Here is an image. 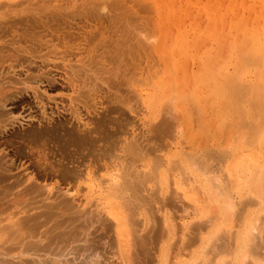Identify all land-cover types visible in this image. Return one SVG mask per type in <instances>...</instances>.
<instances>
[{
  "label": "bare ground",
  "instance_id": "bare-ground-1",
  "mask_svg": "<svg viewBox=\"0 0 264 264\" xmlns=\"http://www.w3.org/2000/svg\"><path fill=\"white\" fill-rule=\"evenodd\" d=\"M2 1L3 0L0 1V4L2 3ZM16 1L17 0H15V2ZM24 1L25 0H23V3ZM46 1L48 0H45V4H44V0H43L44 5H47ZM50 1L51 0H49V3H51ZM91 1L89 2L90 4H88V0L84 2L87 4V8L89 6L93 8L94 4L95 7L97 8L96 6L97 3H93L94 2L93 0ZM117 1H115L116 5H119L120 1L119 2ZM12 2L14 5L15 4L14 0ZM12 2H7V3H12ZM28 2L25 3L28 5ZM36 2L39 3V1L37 0ZM61 2L59 4H61ZM79 2H81V0H79ZM79 2L72 1V4L77 3L76 5L73 4V6L77 7L78 5L79 7ZM115 2L114 3L111 2V3L115 5ZM253 2L258 3L259 7L262 9L260 14L258 12L259 16L263 15L264 0H253ZM68 3H70L71 6V0ZM104 3L103 5H106ZM123 3L120 2V4L122 5ZM249 3L250 2H248V4ZM2 4L0 6H2ZM24 4H22V2L19 3V5L23 6V8L20 7L23 10L24 7H26L24 6ZM40 4H42V2L39 3V5ZM99 4L102 7V2L99 1L98 5ZM245 4L248 5L243 0H238L237 2V6H239L240 8H244L246 6ZM5 5L3 6V10L0 9V11H6L7 6L9 5L11 6L12 4H7L6 8ZM49 5L47 6L48 8ZM66 5L64 6V9L66 7L67 11L65 9L64 11L65 13H61V14L59 10L60 9L61 11L64 10L62 9L63 7L62 8L58 7L57 10H55L56 7L55 5H53V8L55 7L53 10H55V12L53 13L52 10L51 12L56 17L52 16L51 13L50 15L47 16H43V14H41L40 17L39 13L45 12L44 9L45 6L42 5H40L39 7L37 6L38 8L36 9L29 8L30 11H33L34 13L28 12V7H26L25 9L27 10L26 12H28V15L31 13L30 16H28L27 13H25V10L24 11L22 10L23 11L22 12L19 11L20 9L19 10L14 9L18 12V14L16 11L14 10L12 11V9L10 11L13 13L15 12V15L17 16L22 15L23 17V15H26L25 18H23L26 21L32 19L35 20V17H38L35 20L37 21L36 24L34 22L33 24L35 25L41 24V26L44 27L48 33L47 29L50 28V30L51 29L56 30L57 25L60 27L64 25L65 23L64 24L61 23L63 22V19L65 21L67 19L66 23L69 24L68 22L69 19H71L72 17L71 15H73L72 17L73 19L74 17L78 16L77 15L78 13L79 15H82L85 12L84 6L86 7V5L84 4V6L82 5L83 6L82 8L84 10L81 8L84 12L82 13V10L79 7L80 10L78 9V11H80L82 14H80V12H77L76 14L77 16H74L76 12L75 10L77 9L75 10L73 9L75 12L72 11L71 14L70 11L72 10L71 9L72 6L70 8V11H68L69 6ZM107 5L110 6V4ZM116 5L115 7H117ZM106 6H105L106 8L105 11L108 9V7ZM138 7L140 6L137 3V8ZM4 8L6 10H4ZM103 8L104 6L101 8L102 11ZM109 8L111 9L112 13H116L113 12L115 9L112 11V6H110ZM141 8L143 7L141 6L138 9ZM144 8L146 7L144 6ZM88 9L86 10L87 12L86 14L87 16H89V18H91V15L93 16L96 15L97 13H101L99 12V10L98 12L97 10H94L95 14H93L94 12L92 13L93 10L92 9L91 11L89 10V12H91V15L90 13L88 15ZM110 9L107 10L109 12L106 11L109 14H111ZM251 9L254 10V8ZM7 11H9V9ZM56 11L62 17H58L59 15L56 14L57 13ZM120 11L121 14H124L122 13V10ZM48 12L50 11L48 10L46 14H48ZM147 12H149V10L146 11V13ZM164 12L162 14L163 16L165 15ZM254 12L257 13L256 9L254 10ZM67 13H70L69 19L67 17L69 15H67ZM63 14H66V16ZM101 14L103 16L104 13ZM42 16L43 17L52 16L50 17V19L54 18L55 20L57 19L59 20H57V22L55 21L56 25L51 26L50 24L51 20L48 21V24H50L48 25L46 24L47 22L43 20L44 18ZM98 16L96 17L94 16L92 18H94L95 20V18H98ZM102 16L100 15L101 19L102 18L104 19V17ZM134 16H136V14ZM39 17L43 19L40 20ZM119 18L117 17V19ZM135 18L137 19V16ZM98 19L100 21V18ZM98 19H96V21ZM115 19L116 18L114 17V20ZM174 19H176L175 23H177L178 19L176 15H174ZM258 19L262 24L263 23L261 21L262 17ZM121 20H124V22L121 23L122 22ZM26 21H24L22 25L24 24L25 26ZM38 21H41V23ZM103 21H105V19ZM134 21L135 20H133V24ZM137 21L138 20H136L135 22ZM126 22H128V19L126 18L123 19L122 17L120 18L121 24L124 25L125 23V25H128L129 23L126 24ZM7 23H9V21L5 22V24ZM16 23L17 21L15 22V24L13 23V25L16 26ZM42 23H44V25ZM118 23L119 21L117 22L116 28L119 33L120 31L118 29L120 28V26L118 28ZM158 23L161 24V22ZM28 24H26V26H29V28L25 27L26 29L25 30L23 29V31L19 33H22L31 28L36 29V26H34L32 23L31 24L33 25V27H30L31 24L30 25ZM110 24L113 25L114 23H110ZM13 25H11L12 28ZM45 25L46 27L48 26L49 27L46 28ZM125 25L123 27L129 29V27ZM136 25L137 24H135V26ZM249 25H251L250 22ZM9 26L10 25L8 24L7 26L8 29L6 30H10ZM110 26H108L109 30L111 29ZM261 26L263 27L264 25ZM0 27L2 28V26ZM123 27L121 26L120 30L123 31L122 29ZM159 27L161 31H165L166 27L162 26V24L159 25ZM14 28L16 29V27ZM22 28L24 27L22 26ZM138 28L139 27L136 28V32L137 31L139 33L140 31L141 33L144 32L142 31L144 27L143 29L142 28L138 29ZM18 29L19 28H17L16 31ZM35 29L34 32L37 33L36 30L38 31L40 27H37L36 30ZM1 30L3 32L4 28H2ZM6 30H4V34ZM31 30H29L31 32V35L35 34L33 30L32 31ZM104 30L105 29H103V31ZM44 31L43 30H41V32L39 31L38 33L40 34L38 35L36 34L37 35L36 37L33 36L30 37L29 39L27 38L29 37L28 35L30 32L29 33L28 31L27 33L24 32L25 34L24 33L23 34L26 37L22 34L24 37H22L21 40L25 38L28 41V43H26L27 41H25L26 44L23 42V44H25L24 46L22 45L21 42H18L19 39L17 40V42L16 39L15 41L14 39L12 40L10 39L11 40L10 44L14 48L12 46H9L12 49L11 48H7V49H11L14 52L10 50L8 51L6 48H4L5 45L3 46L2 44H0V135L2 136L3 133H4L3 135H5V132L9 131V129L13 130L15 125H17L16 127L21 128V130L18 128L19 132H16L17 130H15L16 133L11 130L12 134H15L14 138H16L19 142H15L14 140H3L2 142H0V146L1 144H4L6 146L5 148H7L11 145L13 146L14 144L19 143L18 146H16V150H15L16 155L23 158L25 157L34 160L32 164L30 163V165L34 166L33 170L29 171L31 166L28 165V167L21 170L22 172L19 171V173L18 172L16 173L14 172V169H17L18 167L14 166V162H13L16 158L14 160H12V158L9 159L10 157H7L6 152H3V154L4 153L6 154L5 156L8 158V160L2 154L1 155L3 157H0V264H82V263L113 264L112 263L113 258H116L118 261L119 259L122 258L123 260H125L123 261L124 264H135V262L136 264H264V258H263L264 253L262 251L264 250V83H263L264 81H262L263 71H264V28L262 30V33L259 29L260 34L259 33L257 34V32L255 31L257 36L254 35V38L252 37L253 42H251L252 40V38H250L251 36L247 35V37H249L250 40L249 42L250 45L249 44L246 45L245 43L243 44L241 42L242 45L244 46L242 47L241 45L243 50L244 48L248 49L247 53L244 51L245 54H243L242 56H238L239 55L238 54L236 55L235 58L232 59L233 60L232 64L238 67L239 69H241L242 74L252 73L251 68L255 67L254 68L255 80L251 81L250 78L242 79L240 78L242 77V75H238L235 73L231 74L228 72L227 66L226 69H224L221 63H219L221 65L220 66L221 68L218 67V70L217 67H215L216 69L213 68L214 70L211 69L213 66L207 67V70H204L202 72L203 75L202 73L200 75V77L202 76L201 78L203 79V81L206 80L205 82H208L207 87L210 86L211 88V90L209 91L208 89L209 87L207 88V87H203L204 85L202 86L204 90L208 89L210 93L212 92L210 99L212 98V102L214 103L213 106L217 104L216 109L219 110V113H217L218 116L221 114L222 111L224 113L220 115V117L222 116V119L224 120L226 119L224 117L226 113L231 117L233 116L234 119H236V121L238 122V125L239 124L240 126L244 125L247 128L246 130L248 131V133L244 134L247 131L244 132L245 127L243 126L244 128L242 127L243 130L242 135H246L245 136L246 139H242V137L241 139L243 141L242 140L236 141L237 139H235L234 140L235 142L230 147V149L219 145H216L214 147V144H211L213 145L212 148L207 147L209 149H205V148L202 149L201 147H203L205 143L206 145H204V147L207 146L208 141L210 142L209 140L210 136L206 135L208 137V139L206 138V141L208 140L207 142L202 138L203 141H205V143L202 142L203 145H201L200 147V144L202 143L197 145V142H195L194 140V142L196 143L195 146H199L200 148L199 147L194 148L195 147L193 146L194 142H192L193 144L190 145L193 147L191 148L190 145H188L191 148L190 149L188 147L189 150L187 148V145H185V148L183 146L188 141L186 140V142L184 141H183L184 143L182 142V140L185 139V138H181L184 135L183 134L184 131H182L181 127L175 126V124H178V121L177 123H175V120L173 121V119H176V117L178 119L179 117L177 115L179 113H177L176 110L174 111V109L176 108L172 106L174 105V102H176L174 100V97H173L174 102L172 105H170L172 106V108L169 109L168 108L169 104L168 106L165 104L167 107H162L161 110H160L161 105H159L161 99L158 98L157 102L159 104L157 103L156 106L157 108L160 107L157 110L158 112L160 110V112L158 113V115L156 112L153 113H156L157 116L155 117L156 119L158 118L159 122L155 119H153L152 122H149L150 124H152V126H154V131L156 132V133L153 132V135L151 132V134L149 135H151L152 138L154 136L155 137L153 140L151 139V137L150 138L148 137L149 135H147L149 140L146 139L147 137H143L144 139L147 140V142L152 141V145L149 142L147 144L144 143L146 142V140L142 141L143 143L138 145V143L141 142L140 141L141 138H139V140L137 139L138 141L136 140L137 144L134 139H132V141L129 142L130 136L136 133L135 130L133 131L132 134H131L132 131L130 132L131 135L127 138L129 139L128 141L126 140V138L122 139L123 136L125 135V132L128 129V127L124 126L125 123L127 124V122H129L126 116L131 114L130 112L135 113L136 116L137 115L136 113H138V111L139 112L140 110L145 111L144 109H140L141 107L144 108L145 106L143 105V103L140 102L145 103L148 101L149 103V101H151L154 98V90L159 88L161 89L162 86L160 87V85L164 84V81L162 80L158 81V77H159L158 75L161 74L160 72L161 70H159L158 68L160 67V69H162V67L161 66L158 67V64L155 61H152V63L155 62L154 63V65L156 66L155 70H153L154 69L153 67H155L154 65L153 66L151 65V69H149V67H146V63L149 60H147L146 62V60L143 59V62L144 60L146 62L145 66L139 64V62L138 64L136 63L138 67L135 64V61H137L136 59L139 56L141 57V54L138 57L136 55L139 54L140 51H142L143 49V48L140 49L138 53V51H136L138 47H140L141 45H142L141 47H144L143 44H145L144 47L145 51L143 52H147L146 42H148L149 40L150 37L149 33H148V37L145 36L146 34L144 35V33H142L148 39L147 40L146 38L139 36L135 32V34L138 35V37L136 36L138 41H135L137 39L134 34L132 39L129 38L131 42H129L128 40V43L130 44L132 42H136V43H133L130 46V44L128 45L127 43L123 44V41L126 40L129 35H131V31H129L130 34L129 32H127L129 35L125 34L127 38L124 37L126 39L123 38V41L120 39L122 37L120 36V34L121 35L123 34L120 33L119 35H117L120 38L115 37L116 39L117 38L118 39L113 40L112 42L107 41V43H105L106 39L109 40L111 38V33L108 31V33H110L109 34L110 37L108 35V38H105L104 40H101L99 39V37L98 38L96 37L97 41L99 39L101 41L99 42L105 45V46L102 45L103 46L102 48L100 46L101 44L100 43L98 44V42L96 41L95 43H92L93 46L88 43L90 48L95 49L96 51L95 50L91 51L89 46L85 50L87 45H84L83 46L84 49L82 50V48L79 47L78 45L77 48H79L82 51L77 50L76 48L75 49L76 53L74 51L72 54L69 51L70 47L72 46L69 45L68 50L66 49V47L63 48L65 52L68 51L69 53L66 52L67 54H64L65 52L62 50L60 57L56 55H52V56L44 55V57L41 56L38 57L36 55L37 54L36 51L42 49V45H43L42 42H44V44L45 43L48 44L52 39L51 38V39L43 40V37L48 35L47 33L44 34L46 32ZM156 33L153 34L156 35ZM4 34L0 35L2 36L0 37L2 40L0 42L2 43L5 42L6 40L7 41L9 40V36L7 39L6 38L7 36L4 37ZM41 34L43 37H41ZM253 34L254 32L252 33V35ZM13 35L15 36V34ZM92 35L89 36L90 40H93L91 38ZM97 36L99 35L97 34ZM40 37L42 38L41 39L42 42L40 41ZM64 37H62V39ZM182 37L184 38L185 35ZM54 38L59 39V42L58 41L56 42L55 41L56 39L55 40L52 39L55 42L53 41L50 42L49 46L52 47V44L55 43L53 44L54 48L52 47L53 50L57 48L56 44L58 45V48L59 47L62 48V46L64 47L65 45L67 46V42L65 41V39L62 44L61 42L63 40L61 39L60 36L59 38L57 37ZM141 38L142 40L143 39L144 40L143 41L139 40ZM178 39L179 40L181 39L179 41L180 43L183 42L182 38L178 37ZM118 40H120L121 42L118 43L117 42ZM153 40H155V38H153ZM115 41L117 42V44L114 43ZM244 41L248 42L247 39ZM109 42L111 44H109ZM138 42H142V43H138ZM149 42L152 44L150 45ZM149 42H148L149 44L148 46H153L154 42L151 41ZM5 43L9 45V41ZM170 43L171 42H169V44ZM176 43H177L176 45L180 47V44L178 42ZM96 44L100 46L101 51H97L98 49L100 50V48L96 46ZM114 44L117 47L121 46L120 48L122 49L121 50L116 49L117 47H115ZM14 45H16V48ZM46 45H43V48H45ZM126 45H127L126 49H128L129 48L128 46H130L129 50L130 49L134 50L135 48H132V46L133 47L134 45L136 46L137 49L134 50L137 52V53L135 52V57H137L136 59L133 58L134 51H132L133 54L131 53L132 56L131 54L126 53V51L128 50H126L123 47ZM182 45L184 46V44ZM230 45L233 46V42ZM49 46L47 45V48ZM232 46L230 47L231 50H232ZM51 47H49L48 49L51 50L50 49ZM155 48L158 53L163 52L161 50L162 44L158 45V47L155 46ZM57 49L55 50V52L57 51ZM148 49H149L148 50L149 57L147 55L148 53H145L147 55L146 56L143 52H141L144 54V55L142 54L143 55L142 58L144 57H146V59L151 57L154 58L153 57L154 56L153 54H155L153 53L154 47H149ZM150 49H152L153 51H150ZM94 51L98 53H95ZM109 52L110 53L113 52V54H110ZM107 53H109V55ZM229 53H231V51H229ZM68 54H69L68 58L70 57V54H72L71 56L72 58L68 59L66 57V55ZM105 54H107V56ZM241 54L242 53H240V55ZM155 55L159 56V57L157 56L158 59L163 58L162 54L160 55L156 53ZM190 56L192 57V55ZM193 56H195L194 53ZM130 58L132 61H134L133 59H135L134 63L130 61ZM214 58L216 59L215 56ZM126 59H129L130 62L129 61L127 62ZM207 60H209V58ZM138 61H142V59ZM188 61H190V59ZM149 62L148 64L150 65ZM190 63L191 62H189V64ZM131 64H135V65L131 66ZM172 65L173 63L171 64V66ZM144 67L147 68V71L146 68ZM140 68H144L145 71L142 69L143 71L140 72L141 70ZM189 68L190 67L188 66V69ZM204 68L206 69V67ZM220 69H224L221 71L222 74L218 73ZM57 70H59V72H57ZM238 70L235 71L238 72ZM58 78H61L63 81L62 83H64L63 89L71 92L70 93L71 95L67 96L66 98L67 100L65 102L63 99L60 100L59 98H57L59 99L58 102L57 99L55 100L56 96L55 97L49 96L51 94L46 95L48 89L52 90L54 88L57 89L59 88L55 85L58 82H60ZM199 79L197 78V80ZM209 79H211L212 82H210ZM192 82H194L195 84L197 83V81H192ZM188 83H190V81ZM188 83H186L185 85H187ZM100 84L104 85V87L105 84H107L106 86H109V84L111 86L106 87V89L109 88L108 91H106V89L103 86H100ZM41 85L42 86L46 85V86L45 87L43 86L44 87L43 88L41 87ZM148 86L151 87L152 89L154 88V90L152 91V89L149 88ZM169 86L167 88L168 90L167 92L169 93L166 94V96L162 98L161 93H160L161 96L160 95L158 96L161 97L162 100L164 99L166 100L167 98L165 97H169V95L170 96L175 95V89H173L174 85L170 87L174 90V95L170 94ZM40 87L43 89H41ZM99 87L100 88L102 87L103 89L100 90ZM191 88H193V86ZM184 90L186 91V89ZM100 91L103 92L105 91V93L102 92L103 93L102 97H104L105 100L100 99L102 98L100 97V95H98L99 93L102 94ZM143 91H145V93ZM190 91L191 90H189L188 92ZM106 92L107 93L109 92L108 95H106ZM209 92L207 93L210 94ZM187 95L189 96V94L183 92L182 100H185V102L186 101L190 102L189 98H191L190 103H192L194 107L196 106L197 110L199 109V107L200 109L202 108L201 105L200 106L198 104L195 105V103H197L196 101L198 97H195V95L194 97H192L193 95H190L191 97L189 96V98L187 99ZM26 96L32 98L33 105L29 107L28 105L26 106L29 109L32 110L34 109L35 111L34 114H31V112H33L31 110V112L29 111L30 114L27 115V118L26 116L23 117L21 116L19 119L18 116L17 117L13 116L12 111L6 110L9 104H12L11 107H13L14 103H18V104L19 102L27 103ZM181 96L179 94L178 97L180 98ZM169 99H170L169 103L171 104L170 101L172 100V97ZM139 100L141 101L139 102ZM133 101L137 102V106L140 104L139 109L137 108V106H134L136 103L133 104L132 103ZM162 102L163 104L165 103L164 101ZM25 103H23V105H25ZM104 103H106L105 106H103ZM192 104H190V107L192 106ZM16 105H14V107ZM156 106H154L153 108L155 109ZM194 107H192V109H194ZM163 108L166 109L167 112H162V110L165 111ZM167 108L171 111V112L169 111V113H172V109L175 113H177L174 115L173 112L172 114L173 117H175L176 115L177 116L175 118L171 117V115H169V117L168 115L166 116V114H169ZM205 108L207 107L204 106V109ZM196 109H194L193 111L194 113ZM9 110L11 109L9 108ZM189 110L191 109L189 108ZM206 111L204 110L203 113H205ZM64 114L66 115L64 116ZM151 114H152V110H151ZM132 115H133L132 116L133 119H136L134 118V114ZM199 115L202 116L200 117ZM161 116L164 118V120L161 119L162 118ZM197 116H199L198 119L202 118L201 120H203V116L205 117V114L198 113ZM61 117L63 119H61ZM219 118L217 119V121L221 119ZM171 119L172 122H174L173 124L171 122ZM213 119H215L214 114H213ZM125 120L127 122H123ZM154 120L156 122H154ZM203 122L204 123H202L201 121L200 124H202L203 126L205 125V128H207L206 129L207 132L204 131L205 130L204 128H201L202 126L200 128L203 129V132L207 134L209 133L208 127L210 126L207 127L206 124L208 123L205 124L206 121L204 120ZM233 122H234L233 125L236 126L237 122L235 121ZM131 123L132 122L130 121V124ZM146 123H148V121ZM152 126H148V127H152ZM240 126H238L239 129ZM124 127H126V129ZM133 127L131 126L130 129L132 130ZM172 127H174L175 129L174 136H176V129L181 128V130L180 129L178 130L179 131L178 133L180 134V131H182L181 132L182 135L180 134V138L177 137L178 138L177 139L175 137V139H177L176 141L177 142L179 141L181 145L183 144L182 146L178 144L179 142L174 144L175 141L173 140L174 139L173 135L170 134V137L173 136V139L172 137L170 138L168 136L169 135L168 131L173 132L172 131L173 129L170 130ZM198 127H196V129H199ZM230 128L233 129L231 126L229 127V129ZM150 129L151 128H149V130ZM229 129L228 131H230ZM142 130L144 132V128ZM142 130L140 128L141 132ZM149 130L147 132H149ZM217 132L218 133H215L217 135L213 134L214 137L222 133L220 128ZM127 133L129 132L127 131ZM210 133H212V131ZM156 134L158 135L159 138L156 137L157 136ZM160 135L163 136L161 137ZM166 135L168 137H166ZM164 137L170 138L168 140L173 141V143L171 142L170 143L173 144L175 148L174 149L172 148L173 150L171 152L169 151L168 154L166 153L167 151L165 152V150L167 149L165 147L166 149L163 152L168 154V156L167 155L165 156L164 154L165 158L161 159L160 156L161 154L159 155V153H157L156 150L160 148L157 143L160 144L161 141L163 140L165 141V139H163ZM245 137L243 136V138ZM156 138L157 139L161 138V141L156 140ZM228 140L230 139L228 138ZM153 141L155 142L157 141V142L153 143ZM215 142L216 141H214V143ZM227 142H225V144ZM149 144L150 147L146 146ZM153 144H156L155 146L158 145L159 147L153 150L154 155L152 153V149L150 151L151 153L149 152L150 150L149 148H151ZM140 145H145L146 147L142 146L141 149L139 147ZM155 146H153V148H156ZM144 147L145 148L148 147V149L146 150L148 151V154H145L147 152L145 153L143 152L145 150ZM0 149L3 148L0 147ZM160 149L158 152H161ZM116 153L118 154L116 155ZM149 154H151L152 156L149 157L148 156ZM126 155L129 157L126 158ZM112 158L114 160H112ZM142 161H146L145 162L146 165L143 164L139 165V162ZM96 164H98V167L97 166L95 167ZM35 170L37 173L34 172ZM98 170H100V173H97ZM101 170H103V173H101ZM38 175L41 176V180L38 179ZM199 197L203 199L206 198L205 201L206 205L202 203V205H205L204 206L205 208L207 207V199L211 201V204L213 205L210 206L211 208L210 210L209 209L205 210L203 209L204 207L197 206V205H201L199 204L200 203L198 200ZM179 200H181V202ZM175 201L176 202L178 201L177 202L178 204L179 202L181 203V205L183 204V206L179 204L180 207L182 208L177 207L176 206L177 203ZM174 202H175V206L173 205ZM17 206H19L20 209H18V211L13 210L12 212L10 208ZM190 211L194 213L195 216L196 215L197 216L194 218V220L191 219L185 222L184 220L188 218L184 219L183 216L187 215ZM178 213L180 215H178ZM228 219L235 220L234 221L235 223L233 221H230L231 223L227 224ZM143 225L145 226L143 227L144 229L142 228ZM143 230L145 232L144 235L142 236L141 234L138 235L140 232L143 233ZM99 232H101V234ZM107 232H109L110 234ZM106 233L108 234L107 236H109L112 239V242L114 244L113 246L109 242L110 245L112 246V247L110 246L111 248H108V245L106 246V244L104 243L106 242L105 240ZM96 238L97 240H95ZM102 240L104 241L103 244H102ZM106 243H108V241ZM104 244L106 248L104 247ZM101 247H104L105 250ZM107 248L109 250H106ZM112 248L116 250L113 252L110 251ZM103 251H106V253H104L106 254V256H104V254L102 253ZM219 252L220 253L223 252L225 256L221 255L222 253L220 254ZM218 253L219 255H221V257L222 256L223 257L220 258ZM185 254H187L188 257L184 256ZM68 256H70L71 258H69ZM250 257H251V261H248L247 263V259H250Z\"/></svg>",
  "mask_w": 264,
  "mask_h": 264
},
{
  "label": "rangeland",
  "instance_id": "rangeland-1",
  "mask_svg": "<svg viewBox=\"0 0 264 264\" xmlns=\"http://www.w3.org/2000/svg\"><path fill=\"white\" fill-rule=\"evenodd\" d=\"M1 1V0H0ZM6 0H3L2 1V6H0V9L1 10H3V6L6 4H12L10 7L9 6H7V10L9 9V11H7L5 8H6V5H5V8H4V10H6V11H0V26H2V28H4V30H6V29H8L7 28V26H8V24L10 25L9 27V29L11 30V32H10V30H6L5 31V34H4V30H3V32H2V28L0 29V31H1V34L0 35H3L4 34V37H6L7 39H8V36H9V45L8 44H6L5 42H8L5 38V42H0V44H2L3 46L5 45V47L4 48H11V47H9V46H12L11 44H10V41L12 40V39H14V41H15V39H16V42H17V40H18V42H21L22 43V45L24 46L26 43H28V41L24 38V39H22L21 40V38L22 37H24L25 35V33H27V31H28V33L30 32L29 30H31V29H29V30H26V31H24V32H22V33H19V32H21V31H23V29L25 30L26 28L25 27H28L29 28V26H26V24H28V25H30L31 23L33 24V22L36 24V22L37 21H35L36 20V18H38V17H35V20H25V19H23V18H25V16L26 15H23V17H22V13L20 14L21 16H17V15H15V12L13 13V12H11L10 10L12 9V11L14 10V9H17V10H19V11H22L23 9H21V8H23V6L22 5H19V3H21L22 2V4H24L25 2L27 3L28 2V0H25L24 1V3H23V0H17L16 2H15V0H14V2H15V6L13 5V0H10V1H6ZM19 1V2H18ZM37 1H39V3H41L42 2V4H40V5H42V6H45V12H41V13H39L40 14V17H41V14H43V16H47V15H50V13H51V15L52 16H54L53 15V13L55 12V10H57V8L58 7H60V8H62V9H64V6L66 5V6H69V10L68 11H70V8H71V6H72V10L70 11L71 12V14H72V11L73 12H75V14H74V16H77V17H74L73 19H72V17H73V15H71L72 17H71V19H69L70 18V13H67V15H69V16H67L68 17V19H69V24H67L66 23V21H67V19H66V21L63 19V22H61L62 24H64V25H62L61 27L60 26H58L57 25V29L56 30H52V32H51V30H50V28L49 29H47L48 30V33H47V31H46V29L44 28V27H42L41 26V24L40 25H35V24H33L34 26H36V29H37V27H40V29H38V31L36 30V32L37 33H35L34 32V29H32L33 30V32L35 33V34H32L31 35V32L29 33V37L27 38V39H29L30 37H36L38 34H40V33H38L39 31L41 32V30H45L44 32V34H48L47 36H45V37H43L42 36V34H41V37H43V40H46V39H56V38H54V37H57V38H59V36L61 37V39H62V37H67V38H63L61 41V43L63 44V42H64V39H65V41L67 42V46L65 45L66 44V42H65V46L63 47L62 46V48L61 47H59L58 48V45L56 44V46H57V48L59 49H57V51L55 52V50L56 49H52V47H53V44H55V43H51L52 44V47L51 46H49V43L50 42H59V39H56L55 41L54 40H52L51 39V41L47 44V43H45L44 44V42H42L41 41V37H40V41L43 43V45H48L49 47H51L50 49L51 50H49L48 48H47V45H46V47L45 48H43V45H42V49L40 50H38V51H36L37 52V56L38 57H44V55H50V56H52V55H56V56H58V57H60V55H61V52H62V50H63V48H65L66 47V49L68 50V48H69V45L70 46H72V47H70V49H69V51H70V53H72L73 54V52L75 51V49L78 47V45H79V47H81L82 48V50L84 49L83 48V46L84 45H87L86 46V48H85V50L87 49V47L89 46L88 45V43L90 44V45H92V43H95V41L96 42H98V44L101 42L99 39H101V40H104L105 38H108V35L111 33V38L108 40V39H106V42L105 41H103V42H105V43H107V41H110V42H112L113 40H117L118 38H120V37H118L117 35H119L120 33H122L123 35H121L120 34V36H122L120 39L123 41V38L124 37H126V35H129L130 34V32L129 31H131V35H129L128 36V38L126 39V38H124V39H126V40H124L123 41V44H125V43H127L128 45L130 44V43H128V40H129V42H131V40L130 39H132L133 38V35L135 34V32H136V28L137 27H139V28H142L143 29V27H144V29L142 30V31H144V32H142V33H144V35L146 36V37H148V33H149V40L141 33V31H140V33L137 31L136 33L139 35V36H141V37H143V38H146L147 40H148V42L149 41H151V42H154V44H153V46H148L149 44L151 45L152 43H150L149 42V44H148V42H146V47H147V49H146V51L147 52H143V51H145V49H144V47H145V44H143L144 45V47H138V49L136 48V44L134 45V47L132 46V48H135V49H137L136 51H138V53H139V51H140V49H142V51H140V53L139 54H137L136 56L138 57L140 54H141V57L139 56L138 58L137 57H135V52L136 51H134L133 49H130L129 50V48H130V46L133 44V43H136V42H132L131 44H130V46H128L129 48L128 49H126L127 48V45L126 46H123L126 50H128V51H126V53H128V54H131L132 53V51H134L133 53H134V56H133V58H137L136 60L137 61H135V59H133L134 61H135V64L137 63L138 64V62H139V64H141V65H144L145 66V63L147 62V60H149V61H151V62H149L150 63V65L148 64V62L146 63V67H149V69H151V65L153 66L154 65V63L156 62L157 64H158V67L159 66H161L162 67V69H160V67L158 68L159 70H161L160 72H161V74L160 75H158L159 77H158V81H164V84H161L160 85V87H161V89L159 88V89H156V90H154V88L152 89L151 87H149V88H151L152 89V91L154 90V98L151 100V101H149V103H148V101L147 102H140L141 100H139V102L140 103H143V105H145L144 106V108L143 107H141L140 108V104L137 106V102H132L133 104H135L134 106H137V108L139 109H144L145 111H141L140 110V112L138 111V113H136L137 115V117L135 116V113H133V112H130L131 114H129V111H128V114L129 115H127L128 117H129V119H128V117L126 116V118H127V120L129 121V122H127L126 120L125 121H123V122H127V124H130V121L132 122L130 125H127L126 123H125V125L124 126H126V127H128V129H130L131 128V126L133 127L132 128V130L130 129V130H128L127 129V131L129 132V133H127V131L125 132V137L123 136V138L122 139H124V138H126V140L128 141L129 139V142L130 141H132V139H134L135 140V142H136V140L138 139L139 140V138H141V142H139L138 143V145L139 144H142L143 142L142 141H145L146 139L147 140H149V138L151 137V139L153 140L154 139V137L152 138V136L151 135H149V134H151V132H152V135H153V132L154 133H156L155 131H154V126H152V124H150L149 122H152L153 121V119H155V120H157L158 121V118L156 119V117L155 116H157L158 115V113L160 112V110L162 109V107H167L168 106V104H169V106H168V108L169 109H171L172 108V106H174L176 109H174V111L176 110L177 111V113H179V114H177V113H175L174 111H173V109H172V113H169V109H168V113L169 114H166V116L168 115V117H169V115H171V117H173L172 116V114H173V112H174V115L175 114H177L179 117H181V118H179L178 117V119H177V115L175 116L176 117V119H173V118H175V117H173L172 119H173V121L175 120V123H177V121H178V124H175V126L177 127H181L182 128V131H184V137L182 136L181 138H185L184 140H182V142L184 141V142H186V140H188L183 146H184V148H185V145H187V148L189 147L188 145H190V144H193L192 142H194V140H195V142H197V145H199L200 143H202V142H204L205 143V141H206V138L208 139V137L207 136H210L209 138V140H210V142L208 141V143H207V146L206 147H204V145H206V143L203 145V143L202 144H200V147H201V145H203V147H201L202 149L203 148H205V149H209L210 147L212 148L213 147V145H211V144H214V147L216 146V145H219V146H224V147H227V148H229L230 149V147L234 144V140L235 139H237L236 141H239V140H242V139H246V135H242V127L244 126H240V124L238 125V122L236 121V119H234V117H233V119H232V117L231 116H229L228 114H226L225 113V120L224 119H222V116L220 117V115L223 113L222 111H221V114L218 116V114L217 113H219V110H217L216 109V105L217 104H215V106H213L214 105V103L212 102V98L210 99V96L212 95V92L210 93L209 91L211 90V88H210V86H208L207 87V83L208 82H205V81H203V79L200 77V75H201V73L204 71V70H207V67H211V66H213L211 69H216L215 67H217V70H218V67L219 68H221L220 66V64L219 63H221L222 64V66L224 67V69H226V66H227V70H228V72L229 73H231V74H238V75H242V77H240V78H242V79H249L250 78V80L252 81V80H255V75H254V72H255V67H252L251 68V72L252 73H249V74H242V70L241 69H239L238 67H236L235 65H233L232 63H233V58H235L236 57V55H238V56H242L243 54H245V52L247 53V51H248V49H246V48H244V50H243V48L242 47H244L243 45H242V43L244 44H249V42H250V40H249V37H247V35L248 36H251L250 38H254V35L255 36H257L256 35V32H257V34L261 31V33H262V30H263V28H264V26L262 27L261 25H264V13H263V15H260L259 16V14L261 13V11H262V9L259 7V4L258 3H254L253 2V0H243L245 3H247L248 4V2H250L248 5H246L244 8H240L239 6H237V2H238V0H139V2H138V0H103V1H101V0H93L94 2L93 3H97L96 4V6H97V8L98 7H100V8H98V10H99V12H101V13H104L103 14V16H102V14L101 13H97L98 12V10H97V8L95 7V4L93 5L94 7L93 8H96V9H93V8H91L89 5V9L87 8V4L86 3H84L85 1H87V0H81V2H79V0L77 1V0H71V6H70V3H68V2H70V0H51L50 2L51 3H49V0L48 1H46V4L47 5H44L45 4V0H44V4H43V0H37ZM41 1V2H40ZM59 1V2H58ZM62 1V2H61ZM72 1H76V2H79V7H80V9L84 6V4L86 5V7L84 6V11L82 10V13L84 12V14H82L80 11H78V9H79V7H78V5H77V7H75V6H73V4H72ZM83 1V2H82ZM91 0H88V4H90L89 2H90ZM102 2V7L104 6V8H103V11L101 10V5L99 4L98 5V2ZM106 1H107V3H106ZM115 1H117V2H121V3H123V5L122 4H120V2H119V5L121 6H119V5H116V2ZM125 1H127V2H125ZM7 2H12V3H7ZM59 4L60 2H61V4H57V3ZM92 2V1H91ZM105 2V3H104ZM110 2V3H109ZM111 2H115V5L117 6V7H119V8H117V7H115V5L113 4V3H111ZM139 4V6L141 7H143V8H141V9H138V8H140V7H138L137 8V3ZM150 2V3H149ZM173 2V3H172ZM17 3V4H16ZM25 3V4H26ZM39 3H37L36 2V0H32V1H30L29 0V2H28V5L26 4H24V6H26V7H28V12H31V13H34L33 11H30V9H36V8H38L40 5H39ZM50 5H49V4ZM56 3V4H55ZM84 3V4H83ZM103 3L104 4H110V6H112V11L113 12H116V13H112L111 12V9L109 8L110 6L109 5H103ZM127 3V4H126ZM133 3V4H132ZM136 3V4H135ZM152 3V4H151ZM219 3V4H218ZM0 4V5H1ZM51 4H52V6H51ZM77 3H75L74 5H76ZM112 4V5H111ZM118 4V3H117ZM150 6H149V5ZM164 4V5H163ZM221 4V5H220ZM49 5V8L47 7ZM53 5H55V7H56V9L55 10H53L54 8H53ZM57 5V6H56ZM83 5V6H82ZM130 5H132V6H130ZM135 5H136V7H135ZM176 5V6H175ZM38 6V7H37ZM92 6V5H91ZM105 6L106 7H108V9H110V12H111V14H109V13H107V12H109V11H105ZM144 6L146 7V8H144ZM152 6V7H151ZM154 6H155V9H154ZM216 6V7H215ZM237 6V7H236ZM2 7V8H1ZM13 7H16V8H13ZM18 7V8H17ZM21 7V8H20ZM26 7H24V10H25V13H27V15H28V12H26L27 10L25 9ZM75 7V8H74ZM134 8V9H132V8ZM159 7V8H158ZM161 7V8H160ZM171 7V8H170ZM215 7V8H214ZM254 8V10L256 9V11H257V13H255L254 12V10H252L251 8ZM30 8V9H29ZM46 8H48V9H46ZM50 8H52V9H50ZM68 8V7H67ZM91 8V9H90ZM129 8H130V10H129ZM152 9V11H151V9ZM258 8V9H257ZM44 9H43V11H44ZM65 9H66V7H65ZM65 9L64 10H62L61 11V9L59 10V12H60V14L61 13H65L64 11H65ZM75 9H77V10H74ZM79 9V10H80ZM88 9V15H89V13H90V15H91V12H89V10L91 11L92 9V13L94 12V10H97V14L96 15H91V18H89V16H87V12H86V10ZM127 10V11H124V10ZM132 9V10H131ZM145 9V10H144ZM169 9H171V10H169ZM221 9V10H220ZM261 9V10H260ZM23 10V11H24ZM50 11V12H48V14H46L47 13V11ZM51 10L53 11V13L51 12ZM120 10H122V13H124V14H121V11ZM142 12V14H141V12ZM149 10V12H147L146 13V11H148ZM159 10V11H158ZM187 10H188V12H187ZM14 11H16V10H14ZM22 11V12H23ZM66 11H67V9H66ZM145 11V12H144ZM157 11V12H156ZM165 11V12H164ZM170 11V12H169ZM219 11V12H218ZM239 11V12H238ZM17 12V11H16ZM57 12V11H56ZM77 12H80V14H82V15H79V13L77 14ZM120 12V13H119ZM134 12V13H133ZM153 12V13H152ZM163 12H164V16L162 15L163 14ZM258 12H259V14H258ZM25 13H23V14H25ZM31 13L28 15V16H30L31 15ZM127 13V14H126ZM150 14V16H149V14ZM172 13H173V15H172ZM17 14H18V12H17ZM44 14H46V15H44ZM57 15H59L58 17H62V16H60V14H58V12L56 13ZM55 14V15H56ZM77 14V15H76ZM85 14H86V16H85ZM93 14H95V12L93 13ZM102 16V17H104V19H105V21H103L104 19L102 18L101 19V17H100V15ZM114 14V15H113ZM128 14H131V15H128ZM133 14V15H132ZM136 14V16H137V19L135 18L136 16H134ZM144 14V15H143ZM154 14H155V16H154ZM11 15V16H10ZM63 15H65L66 16V14H63ZM84 15V16H83ZM99 15V16H98ZM104 15H106V16H104ZM143 15V16H142ZM174 15H176L177 16V19H178V22L177 23H175V20L176 19H174ZM251 15V16H250ZM10 16V17H9ZM13 16V17H12ZM42 16V17H43ZM52 16H50V17H52ZM81 16V17H80ZM96 17V16H98V18H100V21H99V19L98 18H95V20H94V18H92V17ZM123 18V19H128V22H126V24H128V25H125V23H124V25L125 26H128L129 27V29H127V28H125V27H123L124 25L123 24H121V23H123L124 22V20H121L122 22L120 23V18L121 17ZM127 16V17H126ZM131 16V17H130ZM20 17H21V19H20ZM39 17V18H40ZM50 17H43V18H40V20H45L47 23L46 24H48V21H50V24H51V26L52 25H56V22H57V20H59V19H57V20H55L54 18L52 19H50ZM54 17H56V16H54ZM57 17V18H58ZM114 17L116 18L115 20H118L119 21V23H118V28H119V26H120V28L118 29L120 32L118 33V31H117V28H116V26H117V22L118 21H115L114 20ZM117 17L119 18V19H117ZM125 17V18H124ZM139 17V18H138ZM145 17V18H144ZM164 17V18H163ZM249 17H250V19H249ZM262 17V19H261V21L263 22L262 24H261V22H260V20L258 19V18H261ZM166 18V19H165ZM235 18H237V19H235ZM239 18V19H238ZM61 19V18H60ZM86 19V20H85ZM96 19H98L97 21H96ZM148 21H147V20ZM153 19V20H152ZM13 20V21H12ZM39 20V19H38ZM88 20V21H87ZM113 20V21H112ZM131 22H130V21ZM133 20H138L137 22H135L134 21V24H133ZM142 20H143V22H142ZM170 20V21H169ZM248 20V21H247ZM8 22L9 21V23H7V24H5V22ZM17 21V23H16V26L15 25H13V23L15 24V22ZM21 21V22H20ZM24 21H26V24H25V26H24V24L22 25V23L24 22ZM31 21V22H30ZM56 21V22H55ZM61 21V20H60ZM91 21V22H90ZM103 21V22H102ZM112 21V22H111ZM127 21V20H126ZM151 21V22H150ZM155 21H156V23H155ZM168 21V22H167ZM254 21V22H253ZM259 21V22H258ZM12 22V23H11ZM38 22H40L41 23V21H38ZM44 22V21H43ZM158 22H161V24H162V26H164V27H166L165 28V31H161L160 30V27H159V25H161V24H159ZM249 22H250V24L251 25H249ZM19 23V24H18ZM60 23V24H61ZM110 23H114L113 25L112 24H110ZM131 23V24H130ZM227 23V24H226ZM31 24V26L30 27H33V25ZM37 24H39V23H37ZM43 25H44V23H42ZM50 24H48V25H50ZM58 24V23H57ZM108 24V25H107ZM121 24V25H120ZM133 24V25H132ZM135 24H137L136 26H135ZM139 24H140V26H139ZM6 25V26H5ZM11 25H13V28L11 27ZM47 25V26H48ZM102 25H103V27H102ZM112 27H111V26ZM132 27H131V26ZM200 25H202V26H200ZM3 26H5V27H3ZM22 26L24 27V28H22ZM100 26V27H99ZM108 26H110V30H112V31H110L109 30V27ZM115 26V27H114ZM121 26L123 27L122 29H123V31L122 30H120L121 29ZM151 26H152V28H151ZM157 26V27H156ZM201 28H200V27ZM250 26V27H249ZM254 28H253V27ZM260 26H261V28H260ZM14 27H16V29L17 28H19L17 31H16V29L14 28ZM42 27V28H41ZM45 27H46V25H45ZM49 27V26H48ZM48 27H46V28H48ZM60 27V28H59ZM62 27H64V28H62ZM99 27V28H98ZM107 27V28H106ZM135 28V30H134V28ZM233 27V28H232ZM12 28V29H11ZM27 28V29H28ZM55 28V27H54ZM105 29L104 31H103V29ZM124 28H125V30H124ZM133 28V29H132ZM138 28V29H139ZM157 28V29H156ZM192 28H194V29H192ZM235 28V29H234ZM246 28V29H245ZM248 28V29H247ZM260 29V31H259V29ZM97 29H98V31H97ZM116 29V30H115ZM127 29V30H126ZM131 29V30H130ZM137 29V30H138ZM145 29H146V31H145ZM154 29V30H153ZM31 30V31H32ZM49 30H50V32H49ZM103 32H102V31ZM133 30V31H132ZM141 30V29H140ZM181 30V31H180ZM243 30H244V32H243ZM258 30V31H257ZM15 31H16V33H15ZM97 31V32H96ZM100 31V32H99ZM106 31V32H105ZM108 31L110 32V33H108ZM114 31H117V32H114ZM149 31V32H148ZM153 31V32H152ZM256 31V32H255ZM32 32V33H33ZM53 32H55V33H53ZM96 33V34H94V33ZM127 32H129V34L127 33ZM157 32V33H156ZM183 32V33H182ZM243 32V33H242ZM254 32V34L252 35V33ZM8 33H9V35H8ZM24 33V34H23ZM43 33V32H42ZM51 35H50V34ZM94 34L95 35V37H94V35H92V34ZM102 33H104V34H102ZM116 33H118V34H116ZM152 33V34H151ZM153 33H156V35L155 34H153ZM13 34H15V36L13 35ZM24 36H23V35ZM37 34V35H36ZM97 34L99 35V36H97ZM102 34V35H101ZM106 34V35H105ZM116 34V35H115ZM126 34V35H125ZM170 34H171V36H170ZM224 34V35H223ZM260 34V33H259ZM13 35V36H12ZM31 35V36H30ZM55 35V36H54ZM90 35H92L91 36V38L93 39V40H90ZM104 35V36H103ZM125 35V36H124ZM138 35H136L135 34V37L137 36L138 37ZM143 35V36H142ZM152 35V36H151ZM154 35V36H153ZM185 35V37L183 38L182 36H184ZM245 35V36H244ZM113 36V37H112ZM169 36V37H168ZM188 36V37H187ZM0 37H2V36H0ZM26 37V36H25ZM50 37V38H49ZM99 37V39H98V41H97V38ZM109 37H110V35H109ZM115 37H118L117 39L115 38ZM137 37H136V39H137ZM171 37H172V39H171ZM178 37L179 38H182L183 40V42L182 43H180L179 41L181 40H179L178 39ZM231 37V38H230ZM130 38V39H129ZM153 38H155V40H153ZM176 38H177V40H176ZM253 38H252V40H251V42H253ZM11 39V40H10ZM39 39V38H38ZM146 39H145V41H146ZM169 39V40H168ZM222 39V40H221ZM246 40L247 39V41L248 42H246V41H244V40ZM68 40V41H67ZM139 40H142V38L141 39H139ZM144 40V39H143ZM142 40V41H143ZM153 40V41H152ZM235 40V41H234ZM239 40V41H238ZM0 41H2L1 40V38H0ZM25 41H27L26 43H25ZM49 41V40H48ZM70 41V42H69ZM92 41V42H91ZM100 41V42H99ZM133 41H134V39H133ZM135 41H138V39L137 40H135ZM231 41V42H230ZM244 41V42H243ZM13 42V41H12ZM15 42V43H16ZM23 42L25 43V44H23ZM109 42V44H111ZM118 43L119 42H121L120 40H118L117 41ZM117 42L115 41L114 43L115 44H117ZM162 42V43H161ZM169 42H171L170 44H169ZM176 42H178L179 44H180V47L179 46H177L176 44ZM232 42H233V46L232 45H230V44H232ZM236 42V43H235ZM242 42V43H241ZM5 43V44H4ZM21 43H20V45H21ZM104 43V44H105ZM138 43H142V42H138ZM137 43V44H138ZM167 44V45H165V44ZM207 43V44H206ZM241 43V44H240ZM14 44V43H13ZM17 44V43H16ZM50 44V45H51ZM101 44V43H100ZM109 44H108V46H109ZM113 44V43H112ZM115 44H114V46H115ZM162 44V53H158L157 52V50H156V48H155V46H157L158 47V45H161ZM178 44V45H179ZM182 44H184V46L182 45ZM236 44H238V45H236ZM103 43L100 45L101 46V48L103 47V46H105V45H103ZM165 45V46H164ZM226 47H228V48H226ZM241 45H242V47H241ZM250 45V44H249ZM8 46V47H7ZM15 46V48H16V45H14ZM60 46V45H59ZM73 46H74V48H73ZM93 46V45H92ZM96 46H98L99 48H100V46L99 45H97L96 44ZM95 46V47H96ZM107 46V47H108ZM113 46V45H112ZM165 48H164V47ZM168 46H169V48H168ZM210 46V47H209ZM232 46V50H231V47ZM238 46V47H237ZM13 47V46H12ZM18 47V46H17ZM115 47H117V46H115ZM121 47V46H120ZM120 47H117L116 49H119V50H121L122 48H120ZM149 47H154V52L153 53H157V54H162V57L163 58H159L158 59V55H155V54H153L154 56V58H147L146 59V57H144V58H142L143 57V55L145 54V53H148L147 55H148V57H149V52H148V48ZM206 47V48H205ZM14 48V47H13ZM54 48V47H53ZM89 48H90V46H89ZM93 48V47H92ZM101 48H100V50L98 49L97 51H101ZM106 48V47H105ZM113 48V47H112ZM123 48V49H124ZM164 48V49H163ZM186 48H188V49H186ZM226 50H225V49ZM239 48V49H238ZM5 49V50H6ZM12 49V48H11ZM11 49H7L8 51L10 50V51H12ZM72 49H74V50H72ZM115 49V48H114ZM124 49V50H125ZM168 49H170V50H168ZM180 49V50H179ZM185 49V50H184ZM228 49V50H227ZM230 49V50H229ZM77 50H80L79 48H77ZM82 50H80V51H82ZM89 50V49H88ZM87 50V51H88ZM90 50L92 51V50H95V49H91L90 48ZM106 50V49H105ZM105 50H103V51H105ZM152 49H150V51H153ZM178 50V51H177ZM187 50V51H186ZM209 52H208V51ZM224 52H223V51ZM243 50V51H242ZM64 51V50H63ZM79 51V52H80ZM96 51V50H95ZM94 51V52H95ZM113 51V50H112ZM117 51V50H116ZM116 51H114V52H116ZM123 51V50H122ZM169 51V52H168ZM220 51V52H219ZM229 51H231V53H229ZM234 51V52H233ZM245 51V52H244ZM12 52H14V51H12ZM36 52H34V53H36ZM52 52V53H51ZM65 52V51H64ZM67 53H69L68 51H66ZM64 53V54H67V53ZM141 52H143V53H141ZM182 52H183V54H182ZM204 52V53H203ZM232 52H233V54H232ZM11 53V52H10ZM75 53H76V51H75ZM78 53V52H77ZM95 53H98V52H95ZM103 53V52H102ZM110 53V52H109ZM109 53H107L108 55H109ZM132 53V54H133ZM137 53V52H136ZM166 53H167V55H166ZM187 53H188V55H187ZM193 53H194V55L195 56H193ZM203 53V54H202ZM208 53V54H207ZM216 53V54H215ZM226 53V54H225ZM240 53H242L241 55H240ZM72 54H70V57L69 58H72L71 56H72ZM101 54V53H100ZM104 54V53H103ZM107 54H105L106 56H107ZM110 54H113V52H111ZM127 54V55H128ZM132 54H131V56H132ZM143 54V55H142ZM152 54V53H151ZM177 56H176V55ZM180 54H181V56H180ZM127 55H126V57H127ZM146 55V54H145ZM146 55V56H147ZM190 55H192V57L190 56ZM45 56V57H46ZM68 56H69V54L68 55H66V57L68 58ZM101 56V55H100ZM129 56V55H128ZM158 56V57H157ZM168 56H169V58H168ZM198 56V57H197ZM210 56V57H209ZM214 56L216 57V59L214 58ZM225 56V57H224ZM229 56V57H228ZM233 56V57H232ZM245 56V55H244ZM155 57H157V58H155ZM179 57V58H178ZM190 57V58H189ZM205 57V58H204ZM66 58V59H67ZM68 58V59H69ZM140 58V59H139ZM175 58H177V59H175ZM188 58V59H187ZM209 58V60H207V59ZM220 58V59H219ZM224 58V59H223ZM226 58V59H225ZM228 58V59H227ZM142 59V61H138V60H141ZM143 59H145L146 60V62H145V60H144V62H143ZM190 59V61H188ZM213 59V60H212ZM159 60V61H158ZM163 60V61H162ZM181 60V61H180ZM186 60V61H185ZM197 60V61H196ZM126 61L128 62L129 61V59H126ZM130 61H132L131 60V58H130ZM129 61V62H130ZM134 61H132L133 63H134ZM152 61H155V62H153L152 63ZM175 61H176V63H175ZM188 61V62H187ZM206 61H207V63H206ZM222 61V62H221ZM229 61V62H228ZM144 63V64H142V63ZM164 62V63H163ZM182 64H181V63ZM189 62H191L190 64H189ZM204 62V63H203ZM173 63V65L171 66V64ZM175 63V64H174ZM181 65H180V64ZM217 65H216V64ZM230 63V64H229ZM135 64H131V66H133V65H135ZM136 64V66L138 67V65ZM176 64H177V66H176ZM213 64V65H212ZM230 66H229V65ZM149 65V66H148ZM135 66V67H136ZM155 66V65H154ZM168 66H170V67H168ZM188 66L190 67L189 69H188ZM136 67V68H137ZM140 67V66H139ZM141 67H143V66H141ZM146 67H144V68H146ZM204 67H206V69L204 68ZM144 68H140L139 70H140V72L141 71H145V69ZM154 69L153 70H155L156 69V66L155 67H153ZM173 68V69H172ZM234 70H233V69ZM240 70V72H239V70ZM143 69V70H142ZM173 70V71H171V70ZM213 69V70H214ZM224 69H220L219 71H218V73L220 74L221 73V71L222 70H224ZM152 70V71H153ZM189 70V71H188ZM235 70H238V72L237 71H235ZM253 70V71H252ZM146 71H147V68H146ZM165 71V72H164ZM233 71H235V72H233ZM57 72H59V70H57ZM191 74H190V73ZM175 73V74H174ZM240 73V74H239ZM222 74V73H221ZM252 76H251V75ZM171 75H172V77H171ZM202 75H203V73H202ZM244 76V77H243ZM249 76V77H248ZM58 77V76H57ZM193 77H195V78H193ZM199 77H200V79H199ZM252 77V78H251ZM162 78V79H161ZM191 78V79H190ZM197 78L199 79V80H197ZM59 80H60V82H58L57 84H55L57 87H59L58 89L57 88H54V89H48V92L46 93V95H49V94H51V95H49L50 97L52 96H56V98H55V100L57 99V98H59L60 100L61 99H63L64 100V102L67 100L66 98H67V96L68 95H71L70 93L71 92H69V91H67V90H64L63 89V84L64 83H62L63 81H62V79L61 78H58ZM57 79V80H58ZM58 80V81H59ZM202 80V81H201ZM210 80V82H212V80L211 79H209ZM190 81V83H188ZM192 81H197V83L195 84L194 82H192ZM199 81V82H198ZM262 81H264V71H263V80ZM192 82V83H191ZM173 83V84H172ZM186 83H188L187 85H188V88H187V85H185ZM204 83V84H203ZM206 83V84H205ZM264 83V82H263ZM169 85H174V88L173 89H175V95H174V90L172 89V88H170L171 86H169V91H170V94H172V95H174V96H170L169 95V97H165V98H167L166 100L164 99V100H162V98L164 97V96H166V94H168L169 92H167L168 90H167V88H168V86ZM191 86H190V85ZM192 84H194V85H192ZM200 84H202V85H200ZM36 85V84H35ZM34 85V86H35ZM54 85V86H55ZM107 84H105V87H104V85H101L100 84V86H103L105 89H106V87H109V86H111L110 84H109V86H106ZM204 85V86H203ZM212 85V84H211ZM40 86V85H39ZM44 86V85H43ZM42 85H41V87H43ZM46 86V85H45ZM44 86V87H45ZM167 86V87H166ZM190 86V87H189ZM193 86V88H191ZM207 87L208 89H209V91H208V89L206 90L207 92H209L210 94H208L205 90H204V88L203 87ZM40 87V88H41ZM43 87V88H44ZM147 87V88H148ZM43 88H41V89H43ZM100 88V87H99ZM191 88V89H190ZM103 88L101 87L100 88V90H102ZM104 89V90H105ZM109 89V88H108ZM108 89H106V91H108ZM184 89H186V91L184 90ZM54 90V91H53ZM98 90V89H97ZM184 90V91H183ZM189 90H191L190 92H191V94H190V92H188ZM50 91V92H49ZM159 91V92H158ZM101 93L103 92V91H100ZM144 93H145V91H143ZM164 92V93H163ZM167 92V93H166ZM183 92H186V94H189V96L190 95H193L192 97H194V95H195V97H198L197 98V103H195V102H193V103H195V105L196 104H198L199 106L201 105V109H200V107H199V109L201 110H197L196 108V106L194 107L193 106V104L192 103H190L191 102V98H189V96L187 95V99L189 98L190 99V102L188 101H186L185 102V100H182L183 99ZM204 92V93H203ZM103 93H105V91L103 92ZM103 93L102 94H98V95H100V97H102L103 96ZM109 93V92H108ZM108 93L106 92V95H108ZM160 93H161V95H160ZM197 93V94H196ZM203 93V94H202ZM205 93H207V94H205ZM179 94H180V98L178 97L179 96ZM199 94V95H198ZM105 95V94H104ZM161 96V97H158V96ZM49 96H47V97H49ZM172 97V100H173V97H174V100L176 101V102H174V100L172 101H170L171 102V104L169 103V98H171ZM175 97H176V99H175ZM178 97V98H177ZM191 97V96H190ZM207 97V98H206ZM158 98H160L161 99V102H160V104L157 102L158 101ZM209 98V99H208ZM27 99V100H26ZM26 102L27 103H25V102H22V103H20L19 102V104L18 103H14V105H16L15 107H14V105H13V107H14V109H13V107H11L12 106V104H9L8 106H7V108H6V110L7 111H12V113H13V116L14 117H17L18 116V118L20 119V117L22 116H26V118H27V115L28 114H30V112H31V110L32 109H29L28 107L29 106H31V105H33V101H32V98H30V97H27L26 96ZM54 99V98H53ZM59 99H57V101L59 100ZM100 99H104L105 100V98L104 97H102V98H100ZM160 99H159V101H160ZM207 99V100H206ZM24 100V101H25ZM104 100H103V102H104ZM178 100V101H177ZM193 100V99H192ZM206 100V101H205ZM100 101V100H99ZM102 101V100H101ZM138 101V100H137ZM162 101H164L165 103L163 104V102ZM167 101H168V103H167ZM194 101V100H193ZM214 101V100H213ZM15 102H18V101H15ZM59 102V101H58ZM173 102H174V105H172L173 104ZM201 102H203V103H201ZM23 103H25V105H23ZM159 104V105H161L159 108H160V110H159V112L157 111L159 108H157V106H156V104ZM187 103H188V105H187ZM105 104L106 103H104V105L103 106H105ZM164 106H163V105ZM167 106H166V105ZM190 104H192V106L190 107ZM21 105V106H20ZM23 105V106H22ZM26 105H28V107L26 106ZM170 105H172V106H170ZM203 105V106H202ZM18 106V107H17ZM26 106V107H25ZM141 106H142V104H141ZM148 106V107H147ZM154 106H156L155 107V109L153 108ZM204 106H206L207 108H205L204 109ZM213 106V107H212ZM173 107V108H174ZM186 107H188V108H186ZM192 107H194V109H196L195 110V113H196V111H197V113L195 114L193 111H194V109H192ZM212 107V108H211ZM214 107H215V109H214ZM9 108L11 109V110H9ZM136 108V107H135ZM136 108V109H137ZM148 108V109H147ZM189 108L191 109V110H189ZM26 109V110H25ZM164 109V108H163ZM206 111L205 113H203V111L204 110ZM151 110H152V114H151ZM155 110V111H154ZM165 111H163L162 110V112H167V110L166 109H164ZM212 110V111H211ZM213 110H215V111H213ZM30 111V112H29ZM33 112H31V114H34L35 113V111H34V109L32 110ZM190 111H192V112H190ZM199 111V112H198ZM16 114H15V113ZM137 112V111H136ZM153 112H156L157 113V115H156V113H153ZM171 112V111H170ZM212 112V113H211ZM126 113H127V111H126ZM180 113H181V115H180ZM198 113L200 114H205V117L203 116V120L204 121H206L205 122V124L206 123H208V124H206L207 125V127L208 126H210V127H208V131H209V133H204L203 132V129H201V128H204L205 130L204 131H206L207 132V128H205V125L203 126L202 124H200L201 123V121H202V123H204L203 122V120H201L202 118H200V119H198V117L200 116H197L198 115ZM208 113V114H207ZM26 114V115H25ZM132 114H134V118H136V119H138V120H136V119H133V115ZM161 114V113H160ZM163 114V113H162ZM195 114V115H194ZM213 114L215 115V119H213ZM224 114V113H223ZM20 115V116H19ZM63 115V114H62ZM66 114H64V116H65ZM139 115V116H138ZM165 115V114H164ZM189 115V116H188ZM195 117H193V116ZM63 116V117H64ZM130 116H131V118H130ZM202 116V115H201ZM200 116V117H201ZM212 116V117H211ZM227 116V117H226ZM158 117H160V116H158ZM162 117V116H161ZM165 117V116H164ZM221 120H218L217 121V119L218 118ZM223 117V118H224ZM141 118V119H140ZM150 118V119H149ZM192 118H194V119H192ZM61 119H63L62 117H61ZM151 120V121H149V120ZM161 119H163L164 120V118L162 117ZM172 119H171V122H172ZM198 119V120H197ZM213 119V120H212ZM154 120V122H156ZM181 122H180V121ZM201 120V121H200ZM212 120V121H211ZM222 120H223V122H222ZM235 121V122H237L236 123V126L235 125H233L234 124V122L233 121ZM26 121V120H25ZM148 121V123L150 124H148V123H146ZM161 121V120H160ZM195 121V122H194ZM211 121V122H210ZM143 122V123H142ZM159 122V121H158ZM183 122V123H182ZM197 122V123H196ZM134 123V124H133ZM139 123V124H138ZM144 123H145V125H144ZM174 122H172V124H173ZM193 123V124H192ZM195 123H196V125H195ZM211 123V124H210ZM219 123V124H218ZM141 124V125H140ZM143 124V125H142ZM146 124H148V125H146ZM153 124H156V123H153ZM181 124V125H180ZM200 124V125H199ZM195 125V126H194ZM217 125V126H216ZM219 125H221V126H219ZM233 128V129H229V127L230 126ZM17 125H15V127H16ZM144 126H147V127H144ZM148 126H152V127H148ZM199 126V127H198ZM202 126V127H201ZM219 126V127H218ZM227 126V127H226ZM238 126H240V129L238 128ZM14 127V128H15ZM24 127H26V126H24ZM126 127H124L125 129H126ZM175 127V128H176ZM195 127V128H194ZM196 127H198L199 129H196ZM201 127V128H200ZM245 127V126H244ZM243 127V128H244ZM13 128V130L12 129H9V131H7V132H5V135H3L2 134V136L0 135V142H2L3 140H14L15 142H19L16 138H14L15 137V134H12V131L13 132H15V130H17L16 132H19L18 130L20 129L21 130V128H19V127H16L15 129ZM19 128V129H18ZM135 128V129H134ZM140 128H141V130L144 128V132H143V130H142V132L140 131ZM149 130V128H151L150 130H149V132H147L148 130ZM181 128H178V129H176V136H174L175 135V129H174V127H172L170 130H172L173 132H169L168 131V133H169V137H170V134L171 135H173L174 136V139H173V136H171L172 137V139L175 141L174 142V144L175 143H178L176 140L178 139V138H180V134H181V132L182 131H180V134L178 133L179 131V129L181 130ZM219 128L221 129V132L222 133H220L218 136H216V137H214V135L213 134H215V133H218L217 131L219 130ZM235 128H236V130H235ZM138 131H137V130ZM146 129V130H145ZM224 129H226V130H224ZM228 129L230 130V131H228ZM247 128L245 127L244 128V132H246L247 130H246ZM12 130V131H11ZM136 131V133H134L133 135H131L132 133H133V131ZM186 130V131H185ZM193 130V131H192ZM215 130V131H214ZM232 130H233V132H232ZM132 131V132H131ZM146 131V132H145ZM212 131V133H210ZM15 132V133H16ZM130 132H131V134H130ZM141 132V133H140ZM220 132V131H219ZM229 132V133H228ZM233 134H231V133ZM7 133H8V135H7ZM174 133V134H173ZM178 133V134H177ZM189 133V134H188ZM248 133V131L246 132V133H244V134H247ZM127 134H128V136H127ZM165 134H167V133H165ZM200 134H201V136H200ZM208 134H210V135H208ZM224 136H223V135ZM228 134V135H227ZM231 134V135H230ZM131 135V136H130ZM147 135H149L148 137H147ZM157 135V134H156ZM178 135V136H177ZM182 135V134H181ZM189 135H190V137H189ZM204 135V136H203ZM207 135V136H206ZM213 135V136H212ZM215 135H217V134H215ZM5 138H4V137ZM8 136V137H7ZM130 136V138L129 139H127L128 137ZM161 137L163 136V135H160ZM165 136V135H164ZM167 135H166V137H168ZM236 136H237V138H236ZM243 136L245 137V138H243ZM4 139H3V138ZM143 137H147L146 139H144ZM156 137H158V135L156 136ZM166 137H164L163 139H165V141L163 140V141H161V138L160 139H157L156 138V140H160L161 142H160V144L159 143H157L158 145H159V147L161 148H159L158 147V145L157 146H155L156 144H153V146H155L156 148H153V146H151V148H149L150 150H149V152L151 151V149H152V153H153V155H154V149H157V148H159L160 149V151L162 152H158L159 151V149H157L156 151H157V153H159V155L161 156V159H163V158H165L164 157V154H165V156L167 155L168 156V154H169V151L171 152L174 148H175V146L173 145V144H171V143H173V141L172 140H168V139H170V138H166ZM175 137L177 138V139H175ZM241 137H242V139H241ZM159 138V137H158ZM189 138V139H188ZM205 140V141H203V139ZM224 138H226L227 139V141L229 142H227L226 141V139H224ZM228 138L230 139V140H228ZM16 139V140H15ZM143 139V140H142ZM192 139H193V141H192ZM200 139H202V140H200ZM216 139V140H215ZM133 140V141H134ZM137 140V141H138ZM147 140H146V142H144V143H151V145H152V141H148L147 142ZM223 140H225V141H223ZM181 141V140H180ZM206 141V142H207ZM214 141H216L217 142V144H216V142L214 143ZM243 141V140H242ZM245 141V140H244ZM155 141H153V143H154ZM157 142V141H156ZM155 142V143H156ZM159 142V141H158ZM165 143V146H164V143ZM171 142V143H170ZM181 142V143H182ZM183 142V143H184ZM194 142V144H193V146H195V143ZM212 142V143H211ZM225 142H227L226 144H225ZM128 143V142H127ZM126 143V144H127ZM19 144V143H18ZM18 144H14L13 146L11 145V146H9V147H7V148H5L6 146L4 145V144H1V148H3V149H0V155L2 154L3 156H5L6 154H7V157H10L9 159H11L12 158V160H14L15 158V160L13 161L14 162V166H16V167H18L17 169H14V172H18L19 173V171H21V170H23L24 168H26V167H28V165H30V163L32 164L33 163V161L34 160H31V159H28V158H23V157H20V156H17L16 155V146H18ZM136 144H137V142H136ZM168 146H167V145ZM179 145H181L180 144V142L178 143ZM221 144V145H220ZM173 145V146H172ZM181 145V146H182ZM208 145H210V146H208ZM226 145V146H225ZM142 146H145V145H140L139 147L142 149ZM146 146H148V147H150V144L149 145H146ZM145 146V147H146ZM193 146H191L190 145V147L192 148ZM144 147V148H145ZM148 147L147 148H145V150H144V148H143V152L145 153V152H147V153H145V154H148V151H146L147 149H148ZM167 149H166V148ZM171 147V148H170ZM189 147V148H190ZM197 147H199V146H195L194 148H197ZM199 147V148H200ZM207 147H209V148H207ZM14 148V149H13ZM173 148V149H172ZM186 148V149H187ZM189 148H188V150H189ZM190 148V149H191ZM6 149V150H5ZM166 149V150H165ZM165 150V152L166 153H168V154H166L165 152H163ZM3 152H6V154L4 153L3 154ZM151 153V152H150ZM118 153H116V155H117ZM126 154H127V151H126ZM0 156V157H3V156ZM9 155V156H8ZM156 155H158V154H156ZM149 157H151L152 155L151 154H149L148 155ZM6 157V156H5ZM6 157V159L8 160V158ZM18 157V158H17ZM127 157H129V156H127L126 155V158ZM20 159V160H19ZM112 160H114L113 158H112ZM145 162L146 161H142V162H139V165H146L145 164ZM23 164V165H22ZM22 165V166H21ZM31 166V168L29 169V171L30 170H33L34 168V166H32V165H30ZM98 167V164H96L95 165V167ZM98 169V168H97ZM99 171V172H98ZM97 171V173H100V170H98ZM22 172V171H21ZM35 173H37L36 172V170L34 171ZM101 173H103V170H101ZM40 177V178H39ZM38 179L39 180H41V176L40 175H38ZM64 186V185H63ZM62 186V187H63ZM201 197H199V204H201V205H197V206H199V207H204L205 205H206V198H201ZM204 201V202H201V201ZM180 202H181V200H179ZM176 202V201H175ZM175 202H174V206H175ZM178 202V201H177ZM176 202V203H177ZM179 202V204L181 205V203ZM198 202V201H197ZM183 203V202H182ZM186 203H188V202H186ZM202 203L203 204H205V205H202ZM210 203V204H209ZM178 203H177V207H180V205H179ZM184 204H185V202H184ZM209 204V205H208ZM211 205H213V204H211V201L210 200H208L207 199V207L205 208H203V209H205V210H210L211 208H210V206ZM19 206H21V205H19ZM19 206H17V207H13V208H10L11 210H12V212H13V210H15V211H18V209H20V207ZM156 206V205H155ZM181 206H183V204L181 205ZM157 207V206H156ZM180 208H182V207H180ZM8 211H10V210H8ZM14 211V212H15ZM191 214V215H190ZM196 214V213H195ZM197 214H199V213H197ZM157 215H159V214H157ZM178 215H180L179 213H178ZM183 216V215H182ZM187 216H191L190 218L189 217H187ZM193 216V217H192ZM197 216V215H196ZM195 215H194V213H192L191 211L187 214V215H184L183 216V218L185 219V218H188V219H185L184 221L185 222H187V221H189V220H191V219H193L194 220V218L196 217ZM158 217V216H157ZM142 218V217H141ZM230 221H235V220H227V224L229 223H231ZM233 222H232V224H233ZM235 223V222H234ZM226 225V224H225ZM143 227H145L144 225L142 226V228ZM141 228V229H142ZM144 229V228H143ZM148 229V228H147ZM146 229V230H147ZM145 230V231H146ZM141 232H142V230H141ZM139 233L138 235H140L141 234V236L142 235H144V230H143V233ZM98 233V232H97ZM100 234H101V232H99ZM107 233H109V232H107ZM106 233V242L108 241V243H106V242H104L103 240H102V244H103V242L106 244V246L108 245V248H111L112 246L111 245H113L114 246V244H113V242H112V239L109 237V236H107L108 234ZM110 234V233H109ZM96 235H99V234H96ZM109 239V240H108ZM95 240H97V238L95 239ZM111 243V245H110V243ZM105 244H104V247H105ZM111 246V247H110ZM104 247H101V248H103L104 249ZM106 248V247H105ZM106 249V250H109V249ZM113 249V248H112ZM110 250V251H115L116 249H113V250ZM105 250V249H104ZM221 251V250H220ZM263 251V253H264V250H262ZM103 254L104 253H106V251H103L102 252ZM220 253V252H219ZM219 253H218V255H219ZM222 253V254H221ZM220 254L221 255H223V256H225V254L223 253V252H221ZM221 255H219L220 256V258H222L221 257ZM104 256H106V254H104ZM184 256H186V257H188L187 256V254H185ZM218 256V257H219ZM69 258H71L70 256H68ZM67 257V258H68ZM127 257V256H126ZM103 258V257H102ZM134 258V257H133ZM263 258H264V255H263ZM115 259V260H114ZM127 259V258H126ZM123 261H125V260H123L122 258L121 259H119V261L116 259V258H113V261H112V263L113 264H124L123 263ZM127 261V260H126ZM136 261V260H135ZM248 261H251V257H250V259H247V263H248ZM78 262H79V260H78ZM120 262V263H119ZM122 262V263H121ZM133 262H134V260H133ZM82 264H84V263H82ZM135 264H136V262H135Z\"/></svg>",
  "mask_w": 264,
  "mask_h": 264
}]
</instances>
